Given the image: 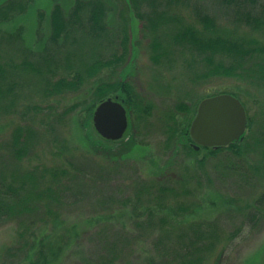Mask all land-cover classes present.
<instances>
[{
  "label": "rangeland",
  "instance_id": "obj_1",
  "mask_svg": "<svg viewBox=\"0 0 264 264\" xmlns=\"http://www.w3.org/2000/svg\"><path fill=\"white\" fill-rule=\"evenodd\" d=\"M25 1L29 2L27 12L16 22L3 25L2 30H14L19 25L23 28L24 39L30 40L38 35L31 43L34 55L46 45L44 39L49 34V16L53 6L61 4L66 14L71 11L74 0ZM106 1L111 5L107 22L114 30L111 29L112 33L120 35L118 28L125 24L130 38L126 56L129 66L121 68L124 75L121 79L133 85L137 101H147L151 105L150 114L144 116L141 113L140 118L134 112L130 114L133 118L129 117L123 142L106 148L95 141L90 132L95 128L93 112L99 101L95 104L94 99L83 91L47 97L44 85L36 83L39 80L34 74L35 79L27 73L30 72L28 70L20 74L16 70L15 78L22 82V86L17 89L15 107L5 113L0 112V167L8 162L18 167V160L8 156L11 132L24 123L32 126L42 132L43 138L39 140L37 150L27 153L19 165L25 171L39 165L47 177L46 183L53 179L54 183L49 185L61 198L56 206L54 200L50 204L46 198L45 206L50 209L41 205L40 209L46 212L35 216L37 225L32 231L34 236L25 264H168L170 257H174L172 264H176L177 254L172 256L168 253L169 250L179 251L178 234L185 227L200 225H204V231L214 230L217 236L210 252L203 250L199 253L204 255L201 264H264V206L257 205L258 197L264 192V148L253 142L251 148L245 149L240 156L231 154L242 160V167L235 172L224 171L225 175L219 176L221 169L215 167L219 160L210 157L208 164L201 165L198 160L208 153L207 150L201 148L196 154L189 147L192 143L177 140L170 128L175 125L185 130L186 126L189 131L203 99L236 92L246 102L253 118V126L247 129L246 136L250 130L260 134L264 124V89L254 88L248 82L227 75L207 74L191 80L189 69L181 62L173 66L155 65L151 59V35L154 34L147 29L146 21L137 18L135 9L121 12L113 0ZM168 10L172 14L180 11L186 18L192 17L193 13V9ZM42 14L44 19L40 18ZM253 34L264 42V30ZM118 41L116 38L114 47H119ZM103 43L109 44V37L103 38ZM18 50L7 43L4 54L20 62L27 54L22 53L21 48ZM198 65L199 74L207 71V68L202 69L205 62ZM106 73L104 70L99 76ZM97 78H93L86 87H92ZM180 101L188 103L190 111H176L175 106ZM35 104L42 105L39 113L28 109L29 105ZM48 105H53V109ZM74 105L77 108L64 114L63 119H55L56 112L64 113ZM87 105L93 108L87 110ZM171 112L175 115L169 118ZM177 134L183 136L178 130ZM71 162L82 171L73 168ZM164 178L172 181L183 179L189 191L185 193L186 187L180 189L181 184H176L179 193L170 201L182 204L186 209H172L173 215L169 214L167 225L174 223L176 229L172 231H175V237L167 242H161L160 237L158 253L153 247L160 234V224L156 226L155 234L147 239V229H141L136 222L156 215L167 217V210L158 211L159 201H150L155 209L152 214L146 211L148 197L151 196L147 186L155 183L153 180L163 181ZM73 190L75 194L70 196ZM54 210L59 211L60 221L54 219ZM253 211L257 215L251 220L249 215ZM72 225L76 226L74 231ZM15 229L14 222H0V262L6 261L5 250L16 243ZM124 237L137 239L132 246L133 253L126 251ZM37 251L49 254L40 259ZM182 251L186 253V246Z\"/></svg>",
  "mask_w": 264,
  "mask_h": 264
},
{
  "label": "trees",
  "instance_id": "obj_2",
  "mask_svg": "<svg viewBox=\"0 0 264 264\" xmlns=\"http://www.w3.org/2000/svg\"><path fill=\"white\" fill-rule=\"evenodd\" d=\"M113 1L119 5L121 12L125 9H135L137 18L146 21L147 29L154 34L151 35L153 39L151 59L155 65L173 66L177 62H181L184 67L189 69L191 80H196L200 75L207 74L208 76L227 75L248 82L254 88L264 89V42L253 36L254 32L264 30V0ZM28 3L25 0H0L1 113L15 107L16 92L22 86V82L15 78L16 70H19V74L24 72L23 70H28L30 72L27 73L33 79L37 77L36 79L39 80L36 83L40 86L44 85V92L47 97L64 96L68 93L83 91L82 93L93 98L96 104V101L100 102L116 95L128 109L130 119L133 118L130 115L133 112L138 118H140L141 113L144 116L150 114L151 105L147 101H137L133 85L121 79L124 77L123 73L120 72L121 68L126 66L124 68L126 69L129 66L126 56L129 53L130 38L125 24L118 28L121 31L120 35L116 36L112 33L113 29L107 22V13L111 9V5L106 0H74L71 11L66 14L62 10L61 4H55L49 16V34L44 39L46 45H44L43 50L40 49L34 55L32 51L35 49L32 48L31 43L33 44V40L37 39L38 35L32 36L30 40L24 39L23 28L19 25L14 30H2L3 25L16 22L18 17L27 12ZM168 9H193V13L192 17L186 18L180 11L172 14L173 12ZM43 16V14L40 15V18L44 19ZM146 34L149 35L147 32ZM107 37H109V44L103 43V38ZM116 38L119 40V47H114ZM7 43L17 50L21 48L22 53L26 52L27 56L25 55L20 62L7 57L4 54ZM120 49L121 52H118ZM189 54L191 57L187 56ZM199 62L206 64L202 69L207 68V71L203 74H199ZM104 70H107V73L99 76ZM93 78H97V82L92 87L87 88L86 85ZM232 93L240 98L238 93ZM242 102L248 112V128H252L253 118L249 115V107H247L246 102L243 100ZM41 108L42 105L40 104L28 106V109H33L36 113H39ZM48 108L53 109V105H48ZM75 108H77L76 105L65 110L64 113L56 112L55 119H63L64 114ZM92 108L90 105L86 107L87 110ZM190 109V105L183 101L175 106L176 111L188 112ZM174 115L175 113L171 112L169 118L174 117ZM170 128L172 129V136L177 140L185 144L192 143L186 126L184 127L185 130H181L175 125ZM52 129H54V125H52ZM90 130L96 138L95 141L102 143L106 148L120 145L124 140V138L118 141L108 140L103 138L95 128ZM177 130L183 136L180 137ZM261 130L260 134L258 131L259 135L250 130V133L245 135L243 140L233 142L228 146L204 148L208 153L199 159L198 163L201 165L208 164L209 158L214 157L219 160L215 164V167L221 169L222 175L219 176L225 175L224 171L228 173L238 171V168L242 167V160L234 158V155L231 154L240 156L245 149L251 148L253 142L254 145L264 148V124ZM90 132L89 135L91 136ZM42 138V132L39 133L38 130L26 123L18 125L11 132V140L8 142L11 149L8 156L18 160V167L11 166L10 162L0 167V222H14L17 239L13 246L5 250L4 259L6 261L0 262L2 264H16L17 262L18 264L24 262L25 264L29 257V249H31L30 241L34 236L32 231L37 225L35 216L40 215L41 212H46L40 209L41 205H46V198H48L49 203L54 200V206L58 205V200L61 199L55 188L49 185L50 182L51 184L54 183L53 179L46 183L47 177L39 165L34 166L35 168L29 171L23 170L19 165L27 153L31 154L32 151L37 150L36 146ZM249 138L252 140L249 141ZM189 147L196 154L200 152V149H195L192 144H189ZM70 164L76 170H80L79 172L82 171V168L73 162ZM153 181L155 183H149L147 186L151 196L148 197L149 206L146 211L152 214L155 209L154 205H151V200L159 201L158 211L159 209L163 212L167 210V217L156 215L136 223L141 229L144 227L147 229L149 235L147 239L155 234L156 226L160 224V234L155 239L153 247L156 252L160 253V237L162 238L161 242L172 241L175 237V231H172L176 229L174 223L171 222L170 225H167L169 214L173 215L172 209L175 211L186 209L182 204L171 202V197L179 193L177 183L181 184L180 189L186 187V183L184 184L183 179L172 181L164 178L163 181ZM188 191L186 187L184 192ZM74 194L75 190L71 192L70 196ZM257 205L264 206V192L258 197ZM45 207L50 209L48 206ZM54 212L56 214L54 219L60 221L58 220L61 218L59 211L54 210ZM256 215V212H251L249 219H254ZM75 228V225L71 226L73 231ZM203 228L204 225L185 227L177 236L179 251H171L169 248L167 249L170 253L166 249L164 251L170 255L175 254L176 256L177 254L179 258L175 259L176 264H201L204 255L199 253L203 250L206 253L210 252L215 245V239H217L214 230L209 232L204 231ZM136 241L137 239L132 238L130 240L129 237L127 239L124 237L126 251L133 253L132 246ZM165 245L167 246V243ZM184 246L187 248L186 253L182 251ZM105 247H107L106 243ZM170 247L174 248V245H170ZM198 249L200 252H196ZM48 254V252L37 251L40 259L46 258ZM190 255L194 257H188ZM172 259L174 257H170L168 264H172L174 261Z\"/></svg>",
  "mask_w": 264,
  "mask_h": 264
},
{
  "label": "water",
  "instance_id": "obj_3",
  "mask_svg": "<svg viewBox=\"0 0 264 264\" xmlns=\"http://www.w3.org/2000/svg\"><path fill=\"white\" fill-rule=\"evenodd\" d=\"M97 132L106 139L123 138L128 128L125 106L111 97L101 101L93 112ZM248 125L244 104L229 93L203 99L190 126V138L195 149L228 146L243 139Z\"/></svg>",
  "mask_w": 264,
  "mask_h": 264
}]
</instances>
